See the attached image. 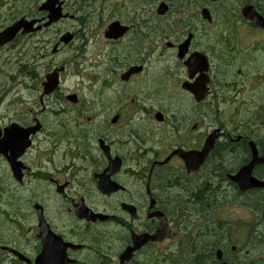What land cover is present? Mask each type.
Returning <instances> with one entry per match:
<instances>
[{"label": "flooded vegetation", "instance_id": "flooded-vegetation-1", "mask_svg": "<svg viewBox=\"0 0 264 264\" xmlns=\"http://www.w3.org/2000/svg\"><path fill=\"white\" fill-rule=\"evenodd\" d=\"M245 6L264 17V0H64L68 18L0 45V164L31 217L0 232V264L246 263L230 235L264 234V188L231 176L264 158V25ZM203 78L198 100L184 85Z\"/></svg>", "mask_w": 264, "mask_h": 264}, {"label": "rangeland", "instance_id": "rangeland-1", "mask_svg": "<svg viewBox=\"0 0 264 264\" xmlns=\"http://www.w3.org/2000/svg\"><path fill=\"white\" fill-rule=\"evenodd\" d=\"M2 1V0H1ZM0 1V28L2 25L7 24L9 21L14 20L18 16L25 15V14H34L37 11L38 5L44 0H7L6 2L2 3ZM136 9V4H134V11ZM62 28H67L68 23L66 21L60 23ZM58 25V26H59ZM53 33L50 32L48 36L50 37ZM8 53H4L5 57H8ZM11 55V54H10ZM61 60L65 59L64 57L60 58ZM16 190V187L11 184L7 180V173L4 168L0 164V232L3 230L4 227L7 226H16V225H29L31 223V217L28 221L16 216L18 212L23 207V202L18 201L14 198L13 193ZM19 196L18 192L15 194ZM8 205V206H7ZM9 212L10 214H7ZM14 218L15 220H10V218ZM256 227L253 222L251 224V231L246 233L249 236V239H240L236 240L237 236H242V234H231L230 237L233 238V244L238 245V249L242 250V254L244 251L249 250L250 255L248 259L253 258H261L263 257L264 261V234L262 233V229ZM260 238L259 241L257 239ZM197 252H203V256L201 260H208L210 258L211 249L203 247L201 244L197 245ZM206 248V249H205ZM205 249V250H204ZM243 261V260H242ZM256 262H262L260 260H255Z\"/></svg>", "mask_w": 264, "mask_h": 264}, {"label": "water", "instance_id": "water-1", "mask_svg": "<svg viewBox=\"0 0 264 264\" xmlns=\"http://www.w3.org/2000/svg\"><path fill=\"white\" fill-rule=\"evenodd\" d=\"M58 1L59 0H48L42 5L41 9L50 11L49 15H48L50 21L48 23H46V25L57 21L58 19H60L63 16L61 7L60 6L56 7V4L58 3ZM249 11H251L250 8H245L243 10L244 15L253 19L255 22H257L260 25L264 24V20L262 17L257 16L253 12L250 13ZM34 24H35L34 21L28 22L22 18L21 20L17 21L16 23L9 26L8 28H6L4 31H2L0 33V43L3 44V43H6V42L12 40L20 32L21 29H23V33H26L29 31L36 30L37 28L41 27V26H38V27L34 28ZM70 36L71 35H65L62 38V40L67 42L70 39ZM202 81L203 82H200V84H197L196 86L184 85V87L186 89L191 90V92L196 96V98L198 100H203L208 95V89L206 86L207 78H203ZM218 133H219L218 131L214 132L206 140L203 152L200 156V159L197 161L196 168H198V166L205 160L206 156L208 155V153L213 148L214 141L217 138ZM28 144H29V140L27 141L26 146ZM262 161H263L262 159L257 158V153L254 152V159L252 160V162L249 165L242 168L241 171L235 177H233V180H235L239 184V186L241 187L242 190L252 188L255 186H258V187L264 186V182H261L252 176V172H253L254 167L259 162H262ZM18 169L19 168H15L14 170L17 171ZM135 249H136V247H134V250ZM218 255L221 257L220 251H219ZM222 264H229V263H222Z\"/></svg>", "mask_w": 264, "mask_h": 264}, {"label": "trees", "instance_id": "trees-1", "mask_svg": "<svg viewBox=\"0 0 264 264\" xmlns=\"http://www.w3.org/2000/svg\"><path fill=\"white\" fill-rule=\"evenodd\" d=\"M197 258H199V256L197 257ZM197 258H196V261H195V263L194 264H199V261L197 260ZM200 259V258H199ZM253 264H264V261H262V262H254Z\"/></svg>", "mask_w": 264, "mask_h": 264}]
</instances>
